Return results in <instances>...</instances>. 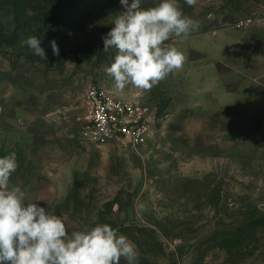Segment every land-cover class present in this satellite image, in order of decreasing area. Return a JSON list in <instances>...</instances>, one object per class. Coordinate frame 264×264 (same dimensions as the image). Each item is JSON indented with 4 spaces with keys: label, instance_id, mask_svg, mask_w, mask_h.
Segmentation results:
<instances>
[{
    "label": "rangeland",
    "instance_id": "1",
    "mask_svg": "<svg viewBox=\"0 0 264 264\" xmlns=\"http://www.w3.org/2000/svg\"><path fill=\"white\" fill-rule=\"evenodd\" d=\"M160 2L141 0V8ZM178 4L200 25L166 41L182 52L192 46L218 56L225 38L264 33V0ZM77 5L74 21L40 41L46 60L26 47L0 54V158L15 152L18 165L9 189L66 217L71 230L118 229L137 246L138 264H264V97L248 94L227 108L211 99L202 108V90L191 89L201 71L188 61L149 91L116 93L105 72L116 50L104 52L102 38L125 9L120 0ZM208 77L220 97L217 73ZM93 84L158 110L146 146L84 142Z\"/></svg>",
    "mask_w": 264,
    "mask_h": 264
},
{
    "label": "clouds",
    "instance_id": "2",
    "mask_svg": "<svg viewBox=\"0 0 264 264\" xmlns=\"http://www.w3.org/2000/svg\"><path fill=\"white\" fill-rule=\"evenodd\" d=\"M120 3L125 11L116 16L114 27L102 38L104 52L116 50L105 72L113 79L116 93H124L128 86L149 91L183 68L184 53L166 41L173 36L186 39L200 25L183 14L178 0H161L147 9L141 8V0ZM185 3L195 6L197 0ZM23 43L46 60L36 36ZM51 47L59 56L55 41ZM17 167L15 152L0 158V264H120L122 258L126 264H138L137 246L118 234V229L97 224L71 230L66 217L26 202V193L18 186L9 189Z\"/></svg>",
    "mask_w": 264,
    "mask_h": 264
},
{
    "label": "crops",
    "instance_id": "3",
    "mask_svg": "<svg viewBox=\"0 0 264 264\" xmlns=\"http://www.w3.org/2000/svg\"><path fill=\"white\" fill-rule=\"evenodd\" d=\"M245 34L251 35L248 32ZM252 35V38L247 37L243 41L239 31L237 42L233 38H225L218 56H214L213 51L207 48L199 50L192 46L184 47L188 69L202 72L199 74L198 86L191 87L196 92L202 90L200 94L205 101L198 106L208 109L209 100L220 99L222 108H227L238 106L248 94L252 98L264 97V33L255 32ZM214 72L217 73L216 85L220 88V97L214 95L209 86L208 76Z\"/></svg>",
    "mask_w": 264,
    "mask_h": 264
},
{
    "label": "built area",
    "instance_id": "4",
    "mask_svg": "<svg viewBox=\"0 0 264 264\" xmlns=\"http://www.w3.org/2000/svg\"><path fill=\"white\" fill-rule=\"evenodd\" d=\"M86 103L90 115L81 136L87 144L99 149L124 144L137 150L153 139L155 107L118 99L97 84L88 88Z\"/></svg>",
    "mask_w": 264,
    "mask_h": 264
},
{
    "label": "trees",
    "instance_id": "5",
    "mask_svg": "<svg viewBox=\"0 0 264 264\" xmlns=\"http://www.w3.org/2000/svg\"><path fill=\"white\" fill-rule=\"evenodd\" d=\"M81 0H0V54L4 49L29 48L30 36L43 40L67 26ZM68 3V4H67Z\"/></svg>",
    "mask_w": 264,
    "mask_h": 264
}]
</instances>
